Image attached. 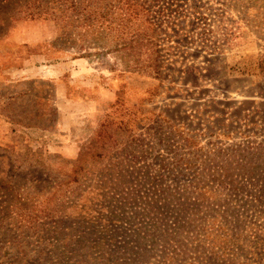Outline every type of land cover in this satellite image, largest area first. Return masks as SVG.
I'll use <instances>...</instances> for the list:
<instances>
[{
	"label": "rangeland",
	"instance_id": "374dc122",
	"mask_svg": "<svg viewBox=\"0 0 264 264\" xmlns=\"http://www.w3.org/2000/svg\"><path fill=\"white\" fill-rule=\"evenodd\" d=\"M192 2L202 19L100 38L0 35V264H264V0ZM195 181L238 244L150 236L146 201Z\"/></svg>",
	"mask_w": 264,
	"mask_h": 264
},
{
	"label": "trees",
	"instance_id": "16d2710c",
	"mask_svg": "<svg viewBox=\"0 0 264 264\" xmlns=\"http://www.w3.org/2000/svg\"><path fill=\"white\" fill-rule=\"evenodd\" d=\"M201 8L203 4L192 0H0V35L20 19H52L63 30H76L78 39L90 34L100 38L113 22L120 26L128 21L140 24L139 17L144 15V21L153 25L174 24L190 15L202 19ZM176 161L188 168L193 164L182 158ZM192 190L196 193L194 200L164 198L153 205L146 201V208L156 214L151 225L156 231L150 236H158L163 245H211L216 248L217 245L238 244V238H232L229 230L226 232L228 227L223 214L213 207L216 195L197 182Z\"/></svg>",
	"mask_w": 264,
	"mask_h": 264
}]
</instances>
